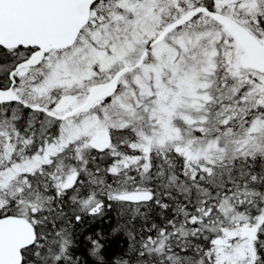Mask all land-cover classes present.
Here are the masks:
<instances>
[{
	"label": "snow or ice",
	"instance_id": "1",
	"mask_svg": "<svg viewBox=\"0 0 264 264\" xmlns=\"http://www.w3.org/2000/svg\"><path fill=\"white\" fill-rule=\"evenodd\" d=\"M0 264H264V0H0Z\"/></svg>",
	"mask_w": 264,
	"mask_h": 264
},
{
	"label": "trees",
	"instance_id": "2",
	"mask_svg": "<svg viewBox=\"0 0 264 264\" xmlns=\"http://www.w3.org/2000/svg\"><path fill=\"white\" fill-rule=\"evenodd\" d=\"M117 213L115 210L112 211L111 217L115 219ZM111 221L108 219L104 220H94L89 221V223L85 226L86 229H95L96 232L105 234L106 238L109 240V246L115 250L119 251L120 248L124 247L123 239L119 237V234L113 236L110 234V225Z\"/></svg>",
	"mask_w": 264,
	"mask_h": 264
}]
</instances>
